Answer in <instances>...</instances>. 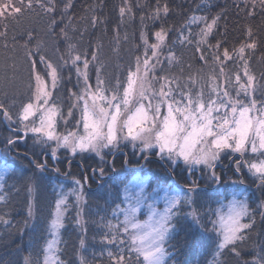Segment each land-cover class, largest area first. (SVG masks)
Instances as JSON below:
<instances>
[{"label": "snow or ice", "instance_id": "snow-or-ice-1", "mask_svg": "<svg viewBox=\"0 0 264 264\" xmlns=\"http://www.w3.org/2000/svg\"><path fill=\"white\" fill-rule=\"evenodd\" d=\"M244 4L249 17L256 14L257 7L264 12V0H244ZM137 7L146 5L137 0ZM72 8L73 0H63L62 7L57 0H0V22H18L39 9L49 17V33L62 37L66 45L63 53L56 49L58 55L53 60L44 54L41 41L33 50L29 44L36 39L34 34L24 33L27 39L21 47L29 66L28 94L19 103L15 99L10 104L0 101V124L10 133L3 139L5 150L27 147L31 138L33 146H40L41 154L48 155L42 161L27 152L17 155L28 160L40 174L49 170L48 156L53 161L60 159L61 149L71 157L95 154L107 163L106 155L114 156L122 142L138 150L139 159L146 163H151L153 156L166 161L171 166L167 169L169 177L183 166L181 170L189 175L184 186L169 179L156 182L153 187L145 176L128 182L112 177L115 192L109 186L111 200L107 202L111 219L101 216L91 221L101 229L98 242L108 249V264H193L190 256L201 250H208L211 256L205 264H264V238L256 231L257 213L250 206V201L257 204L264 222V75L258 80L251 69L258 43L252 27L246 28L239 46L230 49L219 39L211 42L222 13L209 15L202 11L201 4L194 3L195 10L176 29L164 26L162 18L171 9L166 2L156 0L155 7L140 16L142 52L126 68L121 80L103 72L99 57L102 44L98 43L91 54L81 50L79 44L87 28L74 23ZM119 15L121 23L126 15L129 20L135 18L132 0H124ZM147 21L160 22L159 29L151 33L155 42H150ZM90 23L95 28L103 21L93 15ZM173 31L176 39L172 43L193 47L208 68L206 73L203 69L187 76L170 72L174 64L181 63V57L168 43ZM7 36L8 24L4 23L0 38ZM12 40L15 49V35ZM122 40L127 41L128 35L121 36L117 25L115 51ZM8 67L15 80V57L11 65H5ZM90 69L95 73L94 81ZM73 77L76 90H69L72 104L65 112L57 89L62 90ZM73 110H78L79 119L73 128H68ZM60 124L64 131L58 130ZM222 156L230 158L239 179H222L217 171L222 166ZM68 165L69 171L63 173L58 166L51 169L72 180L75 187L68 191L61 187L44 223L42 242L35 238L40 191L36 181L30 179L25 185L26 218L18 226L8 219L10 213L0 214V224L15 227L22 243L27 238L26 254L20 264H67L64 232L70 219L79 230V262L88 264L83 253L87 250L89 225L85 187L90 185L87 177L84 181L72 177L71 160ZM111 168L115 171V164ZM243 170L255 191L245 183ZM14 172L15 168L7 164L0 169V205L6 206L10 201L6 185ZM197 172L200 178L191 179ZM92 173L99 176L103 185L105 168L92 169ZM210 185L217 187L209 191ZM145 208L147 218L141 219ZM72 210L74 216L69 218Z\"/></svg>", "mask_w": 264, "mask_h": 264}, {"label": "trees", "instance_id": "trees-1", "mask_svg": "<svg viewBox=\"0 0 264 264\" xmlns=\"http://www.w3.org/2000/svg\"><path fill=\"white\" fill-rule=\"evenodd\" d=\"M167 3L171 9L169 15L163 19V24L166 27H174L179 29L180 26L187 19V16L194 11V3L201 4L203 12H207L209 15H215L222 13L221 20L219 22L218 32L211 38V42L215 43L217 39L224 41V46L231 49L232 46H239L240 42L245 39V30L247 27H252L254 37L257 39V49L251 60V69L259 80L264 75V12H261L259 7L256 9V14L249 17L245 9L244 0H161V3ZM57 3L62 7L63 0H57ZM124 0H73V8L70 10L71 14L76 18L74 23L81 29L87 28L84 32L83 38L79 44L81 50H86L91 54L96 45L102 44L99 52L100 60L104 64L103 72L107 77L115 79H124L126 75V68L134 62V58L141 54L142 48L140 31L141 22L140 16L142 14L147 15L150 8H154L156 0H139L141 5L146 7H137V0H132L133 11L135 12V18L129 20L127 15L124 17V22L121 23V17L119 15V7L122 6ZM210 5L206 7L205 5ZM197 14H202L197 12ZM95 15L99 17L103 23L98 24L95 28L91 26L90 19ZM83 17V20L80 18ZM49 17L44 15L39 9L30 15L21 17L18 22L15 21H3L0 22V29L3 24H8V36L6 38H0V101L6 104H10L13 99L19 101L26 99L28 94L29 83V66L24 58V52L21 45L26 41L27 37L24 33L31 31L35 40H33L29 46L35 50V44L37 41H41L44 46V54L56 59L58 53L56 49L59 48L60 53L65 51L66 45L62 37L55 34H50L48 31ZM149 39L150 42H155V37L151 35L152 32L158 30L160 22L153 23L147 21ZM119 25L120 34L123 36L125 33L128 35L127 41H121L119 44V50L115 51L116 47L114 41V29ZM62 26V25H61ZM196 28L193 26V31ZM59 28H57V32ZM16 36L17 47L12 48L14 41L12 36ZM176 39L175 31L170 32L168 36L169 46L173 48L178 57H181L180 64H174L170 69L171 73L177 75L183 74L187 76L190 72H196L200 69L206 73L208 68L199 59V53L191 46H181L179 44H173ZM5 43L8 47L5 48ZM166 54V53H165ZM13 57L16 59L17 71L16 78L12 80V69L10 67L5 68V65H11ZM191 65V68L188 67ZM42 68V65H38ZM165 69H168L167 63L164 65ZM161 73L157 72V75ZM67 75V73H66ZM7 77V79H6ZM90 77L95 80V73L90 69ZM75 77L72 81H66L63 85V89H57L60 93V99L63 107L70 102L69 90L75 91L74 84ZM56 93H54V96ZM77 116L79 112L77 110ZM0 131L2 134L0 137V165L2 163L12 164L15 168V172L11 174V177L7 180V190L10 194V201L6 206L0 205V214L10 213L8 219L11 220L13 226H18L19 222L26 218V201L27 193L25 191V185L31 179L39 184V227L36 232V240L42 242L44 237V223L48 218L49 212L52 209V203L57 197L56 190L53 191L54 185L58 183L61 177L57 173L52 171V167L58 166L52 162L50 156H48L49 170L43 174H40L29 163L28 160L23 159V156H18L17 153L27 152L29 156H35L37 160H43L48 154H41L39 150L30 148L23 149L18 148L16 151L5 150L3 139L10 133L0 124ZM39 151V152H38ZM89 159L84 160L83 163L76 161L71 162L70 172L78 174L81 181L87 177L89 185H91L90 195L88 196V205L85 208L86 219L89 220L88 232H87V250L83 253L88 261V264H108L107 248L101 245L98 241L100 239L101 229L99 226L91 223L93 220H98L99 217L105 215L108 209L107 202H110L111 195L108 190H105V186H111V192H115V186L113 185L112 177L118 176L121 181L128 182L132 173L136 171H144L146 166H158L159 175L152 173L151 181L163 182L165 179L172 180V177L168 176L166 166L162 163L154 162L146 163L144 160H133L130 153L126 149L120 150L113 155H107L108 161L106 164L101 163L97 157L93 154L85 153ZM17 156L20 159H17ZM96 159V160H95ZM127 160V163L124 161ZM115 164V171L112 170L111 165ZM227 167L222 169L218 167L217 171L228 179L234 176L239 179V175L234 174L233 166L228 161ZM61 172L69 171V165L67 167L58 166ZM99 167L105 168V173L108 175L106 179H103V185H101V179L98 175H93L92 169H98ZM105 175V176H106ZM75 176V175H74ZM77 177V176H76ZM179 175H175L177 181H179ZM188 178H182L180 183L188 184ZM97 182V183H95ZM152 184V185H153ZM202 186V185H201ZM204 187V185L202 186ZM211 187L208 190L211 191ZM71 202V198H70ZM50 203V204H49ZM254 204V203H252ZM256 215V231L262 234L264 238V222L261 221L259 215V209L255 211ZM74 216V210L69 212V218ZM183 235V233H182ZM254 233V239H255ZM64 240L66 242L65 260L67 264H80L78 259L79 252V230L75 228L74 223L68 222V226L64 232ZM27 248V238L22 243L16 235V229L12 226H6L0 224V264H20L21 258L26 254L24 249ZM115 251V249H112ZM104 255H101V253ZM199 256L205 258H211L208 250H201L192 254L190 259L197 260ZM197 258V259H196ZM230 259V258H229Z\"/></svg>", "mask_w": 264, "mask_h": 264}, {"label": "rangeland", "instance_id": "rangeland-1", "mask_svg": "<svg viewBox=\"0 0 264 264\" xmlns=\"http://www.w3.org/2000/svg\"><path fill=\"white\" fill-rule=\"evenodd\" d=\"M71 104H72V101L67 102V104L63 107V110L66 112L68 110V108L71 106ZM78 119H79V117L77 116V110H73V116H72L71 119H69L68 128H73L76 120H78ZM58 130L59 131H64V126L62 124L58 125ZM0 132L2 134V131H0ZM1 134H0V137H2ZM21 147L23 149L27 148L28 151H30V148H32V149H34L36 151L39 150L40 152H42V149H41L40 146H33V143H32L31 138H29V140L27 141V147H24V146H21ZM123 149H126L128 151V153H130V155L133 158V160L134 159H136V161L142 160V159H139L141 153L138 150H135L134 151L133 148H132V146H131V144H128L126 142H122L121 143V147H120V149L118 151L123 150ZM107 151L108 150H105L106 153H107ZM118 151H116V152H118ZM44 153L47 154V152H44ZM93 155L95 156V154H93ZM59 156H60V159L58 161H53L52 160V162L56 163V165H58V166H63L64 165L65 167H67L69 160H71V162L72 161L73 162L76 161V162H79V163H83L84 160H88L89 159V157L86 154H83L82 156L81 155H77L76 157H71L70 154L66 150H64V149H61L60 150ZM17 159H20V158L17 156ZM105 159H106L107 162H109L107 155H106ZM98 160L101 162L99 164H102V163L103 164H106V163L102 162L99 158H98ZM151 160L154 161V162H158V163L164 164L166 166V171H167V169H169L171 167L166 161L161 162L155 156L151 157ZM228 161L230 162V158H225V157L222 156V158H221V165L222 166H218V167H222V169H225V167H227L225 165H226V163ZM143 162H145V161H143ZM7 165L10 166V167H13V165L11 163L10 164H7ZM4 166H5V164H3L2 166H0V169H3ZM182 167H183L182 165L180 167H177L175 174L173 175V177L172 176L171 177L173 178L172 180H174L176 183L180 184L181 186H184L183 183H180L179 181L182 180L183 177L184 178H188V180H189V175H188L187 172H184V171L181 170ZM143 170L144 171H136V172L132 173V175L129 178V181L134 180V178L136 176H145V177H148L149 180L151 181V179H152V176L151 175H152L153 172H154L153 174H157L158 173V175L160 173V171H158V166H146ZM243 171H245V175L243 177L244 180H245V183L249 186L250 189H252L253 191H255V185L252 183V180L249 178V175L247 174L246 170H243ZM70 173H71V176L74 177L75 179H78V177H80V175H78V174H73V172H70ZM176 174L179 175V176H181V177L178 178L179 181H177V178H175V175ZM58 176L61 177V175H58ZM107 176L108 175H106L103 179H106ZM237 176H238V174H237ZM221 177H222V179H225V180L228 179L223 174L221 175ZM199 178H200V173L199 172H197V173H195V174H193L191 176V179H199ZM232 179L235 180V179H238V178H236L234 176ZM95 183H97V182H95ZM200 183H201L202 186L204 185V181L203 180H200ZM87 185H89L88 181H87ZM54 186L55 187H54L53 191L56 190L57 195L60 192L61 187L63 188L64 191H68L69 189H72V188L75 187V185L72 182V180L65 179L64 176H62L60 178V180H58V183L56 185H54ZM152 186L155 187V183ZM105 187H106L105 190H108V192H109V186H105ZM209 187L216 188L217 186L216 185H210ZM91 188H92L91 185H90V187H88V186L85 187V193L87 194V196H89L90 195V192H92V191H90ZM111 189H112V187H111ZM221 191H223L222 188H221ZM109 195H111V194H109ZM260 195L261 194L259 192H256V196L257 197H260ZM53 205H54V202L52 203V207H53ZM160 206L162 207V202H161V205ZM250 206L252 207L253 211L258 210L256 203L252 204L251 201H250ZM142 213H143V215L141 216V219H146L147 218V209L146 208L145 209H142ZM103 216H105V215H103ZM106 216H107V218L111 219V214H110V211H108V209L106 211ZM197 258H196L197 260H195L193 262V264H205V261L206 260H210L211 259V258H205L204 256H199Z\"/></svg>", "mask_w": 264, "mask_h": 264}, {"label": "bare ground", "instance_id": "bare-ground-1", "mask_svg": "<svg viewBox=\"0 0 264 264\" xmlns=\"http://www.w3.org/2000/svg\"><path fill=\"white\" fill-rule=\"evenodd\" d=\"M183 185H185V184H183Z\"/></svg>", "mask_w": 264, "mask_h": 264}]
</instances>
